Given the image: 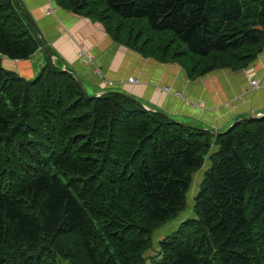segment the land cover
Masks as SVG:
<instances>
[{"label": "trees", "instance_id": "trees-1", "mask_svg": "<svg viewBox=\"0 0 264 264\" xmlns=\"http://www.w3.org/2000/svg\"><path fill=\"white\" fill-rule=\"evenodd\" d=\"M54 2L190 80L244 70L264 49V0ZM41 45L0 0V56ZM47 51L56 60L46 52L33 80L0 66V264H264V117L198 131L118 92L92 98Z\"/></svg>", "mask_w": 264, "mask_h": 264}, {"label": "crops", "instance_id": "crops-1", "mask_svg": "<svg viewBox=\"0 0 264 264\" xmlns=\"http://www.w3.org/2000/svg\"><path fill=\"white\" fill-rule=\"evenodd\" d=\"M14 1L22 12L29 13L43 40L41 49L29 59L4 64L26 80L37 76L45 63L46 50L50 48L62 59L61 68L71 70L94 93H126L146 108L174 120L189 118L201 128L219 132L234 120L264 116V49L244 70H219L190 80L178 65H160L152 59L142 58L112 42L98 24L62 10L54 0ZM48 8L52 13L45 14ZM78 42L84 44L82 50L91 56L93 65L86 66L79 60ZM55 60L54 56L51 61ZM97 72L106 78V82ZM250 75L259 80V88L250 89ZM130 78L137 82L130 83ZM164 87L170 91H164Z\"/></svg>", "mask_w": 264, "mask_h": 264}, {"label": "rangeland", "instance_id": "rangeland-1", "mask_svg": "<svg viewBox=\"0 0 264 264\" xmlns=\"http://www.w3.org/2000/svg\"><path fill=\"white\" fill-rule=\"evenodd\" d=\"M77 47H78V52L81 50V49H85V46L82 42H78L77 43ZM81 54L80 52L77 53V55ZM62 60V59H61ZM14 60H10L8 58H3L0 56V66L6 70H8V68H6V66L4 65L5 63H8V62H13ZM4 65V66H2ZM8 71H12V70H8ZM14 72V71H12ZM200 79V78H198ZM33 80V79H32ZM90 93H93L92 90H89ZM108 92H115V91H108ZM94 94V93H93ZM178 120H173L176 121L177 123L179 124H182V125H185V126H188V127H192V128H201L199 127L198 123L195 122V121H189L188 119L189 118H177ZM189 123V124H187ZM229 127V124L228 125H225L221 128V130L219 132H224L227 128ZM201 177H202V173L201 171L197 172L194 177H193V182L190 186V190L187 194V206H186V209L179 214V218L182 220V219H186L187 217H189L191 215V210H192V198L194 196V194L198 191V187H199V184H200V180H201ZM181 220L179 221H176L174 223H171L169 225H166L162 228H160L159 230L156 231V233L153 235V246H157L158 244V241L160 239L163 238V236L166 235V233L170 232L174 227H175V224L179 223ZM148 255H153L154 253L153 252H148L147 253ZM56 263L57 264H69L67 263L65 260L61 259V258H57L56 259Z\"/></svg>", "mask_w": 264, "mask_h": 264}, {"label": "water", "instance_id": "water-1", "mask_svg": "<svg viewBox=\"0 0 264 264\" xmlns=\"http://www.w3.org/2000/svg\"><path fill=\"white\" fill-rule=\"evenodd\" d=\"M24 13H25V15L27 16V18H28V20H29V23H30V25H31V27H32V29H33V31H34V33L36 34V36H37V38L39 39L40 43L43 45V40H42V38H41V36H40V32H39V30H38V28H37V26H36L34 20L31 18V16L29 15V13H28L27 11H24ZM45 50H46V49H45ZM46 52H47L48 56H49L51 59L54 58V56H53L52 54L48 53L47 50H46ZM61 70H62V71H67L66 68H65L64 66L62 67ZM72 74H73L74 78L76 79L77 83L79 84V86L81 87V89L83 90V92H84L85 94H87L86 88H85V86L83 85V83L79 80V78H78L74 73H72ZM104 93H106V92H99V93H96V94H94V95L92 96V98L99 97L100 95H102V94H104ZM118 93H120V94H122V95H124V96H126V97H129V98L133 99V100H134V101H135L140 107H142V108H144V109H146V110H148V111H150V112H156L155 110H150V109L146 108V106H144L139 100H137V99L131 97L130 95H128V94H126V93H122V92H118ZM159 113H161V112H159ZM162 114L165 115L166 117L170 118V117L167 116L166 114H164V113H162ZM262 117H264V116L255 115V116H249V117H245V118H240V119L234 120L231 124H229V127H228L224 132H217V131H215L214 129L212 130V129H210V128H209V129H207V128H192V127H190V128L195 129V130H198V131H206V132H210V133H212V134H214V135H221V134H225V133H227L229 130H231L233 127H235V126H236L238 123H240V122H243V121H251V120L259 119V118H262Z\"/></svg>", "mask_w": 264, "mask_h": 264}, {"label": "built area", "instance_id": "built-area-1", "mask_svg": "<svg viewBox=\"0 0 264 264\" xmlns=\"http://www.w3.org/2000/svg\"><path fill=\"white\" fill-rule=\"evenodd\" d=\"M44 13H45V14H50V13H52V9L48 8V9H46V10L44 11ZM79 52H80L81 54L78 55V58H79V60H80L84 65H86V66H88V65H93V62H92V58H91V56H89L88 54H86L82 49H81ZM79 52H78V53H79ZM250 73H251V72H250ZM97 74L99 75V78L102 79V81H105V82H106V78H104V76H103L102 74H100L99 72H97ZM248 79H249V85H250V89H251V90H255V89L259 88V80H257V79H255V78L251 77V75H250V77H248ZM129 82H130V83H136L137 81H136L135 79H133V78H130V79H129ZM163 89H164V91H166V92H169V91H170V89H169L168 87H164Z\"/></svg>", "mask_w": 264, "mask_h": 264}]
</instances>
